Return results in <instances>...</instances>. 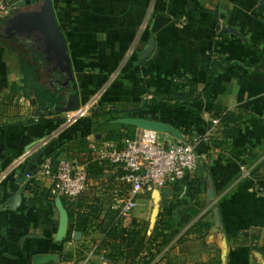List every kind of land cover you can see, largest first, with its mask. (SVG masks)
I'll list each match as a JSON object with an SVG mask.
<instances>
[{"label": "crops", "instance_id": "crops-1", "mask_svg": "<svg viewBox=\"0 0 264 264\" xmlns=\"http://www.w3.org/2000/svg\"><path fill=\"white\" fill-rule=\"evenodd\" d=\"M6 1L12 6L0 12V264H105L95 252L98 232H79L73 238V230L67 235L68 219L61 225L56 197L43 203L49 199L41 196L49 195V180L39 173L49 151L83 166L89 157L101 165L100 177L117 187L102 194L97 186L96 195L112 203L126 195L119 179L123 171L103 166L87 148L89 141H107L93 132L89 114L97 109L165 123L176 132H158L167 141L202 137L193 148L196 169L162 187L168 193L157 201L156 219L165 221L168 234L163 250L172 261L205 260L216 253L219 264H264V177H239L240 165L250 168L261 162L260 170L264 169V73L233 63L212 79L211 102L244 113L231 140L210 122L214 118L210 102L194 104L198 114L193 115L152 99L155 92H181L188 85L202 84V74L192 75L196 53L253 61L249 46L264 50V0H49L69 76L40 31L18 25L40 11L42 0ZM18 35L32 36L48 62V72L62 75L54 79L49 74V83L42 81L60 89L62 106L74 94L76 109L47 111L38 121L29 101L9 92V85H19L21 79L20 61L10 46V39ZM94 185L96 181L87 178L86 189ZM144 193L135 199L130 217L146 220L145 210L153 201L151 191ZM32 194L38 200L28 204ZM212 210L218 215L215 232ZM197 219L210 222L208 232L203 237L187 234L176 242ZM37 255L49 259L34 263ZM62 255L67 258L60 260Z\"/></svg>", "mask_w": 264, "mask_h": 264}, {"label": "trees", "instance_id": "trees-1", "mask_svg": "<svg viewBox=\"0 0 264 264\" xmlns=\"http://www.w3.org/2000/svg\"><path fill=\"white\" fill-rule=\"evenodd\" d=\"M249 49L254 54V60L251 62L226 59L220 54L206 56L203 53H196L193 59L194 69L192 75L202 74L204 77L202 84L188 85L181 92H155L152 99L166 105L182 107L189 110L193 115L198 114V109L195 108L194 104L202 101L210 102V109L214 112V118L217 119L220 135L228 140L233 139L244 113L239 109L236 111L221 109L213 104L210 100V85L219 69L233 63H239L246 68H252L253 71L264 73V50L252 45L249 46ZM43 59L44 55L39 49H33L32 55L29 57L20 58V84L12 83L8 88L10 93L20 94L29 101L32 109L38 112V121L43 120V116L46 115L47 111L54 113L53 108L63 104V94L60 93V89L47 86L40 78L36 63L41 62ZM52 72L62 77L57 70H52ZM105 114L111 115L103 119L99 118ZM121 116L124 115H119L115 110H90L89 117L94 120L93 132L102 134V140L111 141L116 146H120L121 139L132 136L135 129L131 125L114 122L116 118ZM64 151L67 152L68 149ZM56 154L52 151L47 154L51 166L59 159ZM67 157L65 155L62 158ZM253 158L254 156H250V159ZM261 167V162L250 167L249 176L254 179L264 177V169L260 170ZM84 170L86 177L94 179L96 185L88 186L71 201L60 197L68 219L66 234L69 235L73 230L81 234L90 231L98 232L100 238L95 245V252L102 255L105 264H219L216 253L208 256L205 260H183L179 263L172 261L167 256V251L163 250L164 245L162 242L168 236L163 228V225L166 224L165 221L158 218L153 226L148 228L146 220L131 217L124 221L118 218L116 210L111 208L110 198L106 200L105 197L97 196L95 193L97 186L98 190L103 189L102 194L109 189L115 190L117 188L116 183L109 178L102 179L100 177L102 173L101 165L96 161H91L89 157L85 160ZM121 183L124 188H127L125 183ZM26 189L31 192L29 186H26ZM172 190L175 191L176 187H172ZM41 196H46V199L50 195L46 193ZM36 200H38V197H36V194H32L27 203L33 204ZM46 202H52V199L49 198L47 201H43V203ZM209 226V221L197 219L175 241L180 242L183 240V236L187 234L203 237L208 232ZM66 258V255L60 256V260Z\"/></svg>", "mask_w": 264, "mask_h": 264}, {"label": "built area", "instance_id": "built-area-1", "mask_svg": "<svg viewBox=\"0 0 264 264\" xmlns=\"http://www.w3.org/2000/svg\"><path fill=\"white\" fill-rule=\"evenodd\" d=\"M8 9L6 1L0 0V12ZM217 123L216 118L210 120ZM158 132L136 128L130 137L121 139L120 146L113 142L89 141L87 148L93 158L105 165L120 168L119 179L127 185L126 195L111 204L117 217L126 221L135 207V198L140 193L161 189L180 180L197 166L194 145L202 137L192 136L186 140L167 141L158 139ZM39 173L49 180L48 193L51 197L73 200L86 189L87 177L82 164L70 158H59L51 166L45 159ZM239 177H249V168L240 165Z\"/></svg>", "mask_w": 264, "mask_h": 264}, {"label": "water", "instance_id": "water-1", "mask_svg": "<svg viewBox=\"0 0 264 264\" xmlns=\"http://www.w3.org/2000/svg\"><path fill=\"white\" fill-rule=\"evenodd\" d=\"M18 25L37 28L43 37V41L45 45L53 49V54H54L56 63H60V59H62L63 61L62 69L69 76L68 65H67L66 56L64 53L63 38L54 20L52 10L49 4V0H42L40 11L37 12L36 15L33 17H25L23 20H20L18 22ZM76 108H77V103L75 100V95L70 94L68 105L55 106L53 108V111H69V110H74ZM114 122L128 124V125L133 126L134 128L149 129L155 132H169L171 134L176 135V132L173 131V129L169 125L159 122V121L152 120V119L126 116V117L116 118ZM39 152H40V148L37 149L36 152L33 154V156L30 159V162L35 159V157L38 155ZM167 193H168L167 188H161L160 190L153 189L151 191L150 196L153 201V206L150 210L149 217H148V227L149 228L153 226L156 220V216L158 212L157 201H158L159 195L160 194L166 195ZM207 197L209 199L212 198L211 187H209L207 191ZM54 204L58 211L59 220L61 222V225H63V223L65 222L67 218L66 211L62 207L59 198L56 197L54 199ZM211 221H212L211 231L215 232L218 226V215H217L216 210H212ZM63 234H64V229H61L60 235H63ZM78 235H79V232L77 231L72 233L73 238H76ZM48 259L49 257L45 255H37V256L32 257V260L34 263L44 262Z\"/></svg>", "mask_w": 264, "mask_h": 264}, {"label": "rangeland", "instance_id": "rangeland-1", "mask_svg": "<svg viewBox=\"0 0 264 264\" xmlns=\"http://www.w3.org/2000/svg\"><path fill=\"white\" fill-rule=\"evenodd\" d=\"M6 3L8 5L7 10H9L12 5L9 1H6ZM10 46L12 47L13 53H15L19 59L22 57L31 56L33 49H36V44H34V39H32V36L27 37L25 35H20V36L18 35V36L11 38L10 39ZM36 65H37L38 72L40 73L41 80H45L47 83H49L48 82L49 74L52 77H54V79L60 78L57 74H55L53 72H52L53 73L52 74L50 71L48 72L49 69H47L48 62H47L46 58L43 59L41 62H37ZM45 73H47V74L45 75ZM157 135H158V133H157ZM158 139H160L159 135H158ZM143 194H145V193H143ZM137 196H139V195H137ZM137 196H136V198H137ZM150 210H151V205H148V207L145 210L146 221L149 217ZM130 218L131 217H129L128 219H130ZM193 259H191V260H193ZM179 262H181V261H178L176 263H179Z\"/></svg>", "mask_w": 264, "mask_h": 264}]
</instances>
